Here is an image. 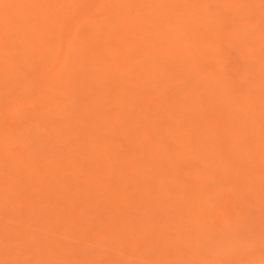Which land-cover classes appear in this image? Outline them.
Segmentation results:
<instances>
[{
	"label": "rangeland",
	"instance_id": "374dc122",
	"mask_svg": "<svg viewBox=\"0 0 264 264\" xmlns=\"http://www.w3.org/2000/svg\"><path fill=\"white\" fill-rule=\"evenodd\" d=\"M233 230L264 240V0H0V264H209Z\"/></svg>",
	"mask_w": 264,
	"mask_h": 264
},
{
	"label": "clouds",
	"instance_id": "9594fccd",
	"mask_svg": "<svg viewBox=\"0 0 264 264\" xmlns=\"http://www.w3.org/2000/svg\"><path fill=\"white\" fill-rule=\"evenodd\" d=\"M207 256L209 264H218L225 256L242 257L246 264H264V240L233 230L214 243Z\"/></svg>",
	"mask_w": 264,
	"mask_h": 264
}]
</instances>
